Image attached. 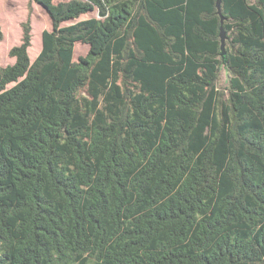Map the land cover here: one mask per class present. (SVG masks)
I'll return each mask as SVG.
<instances>
[{"label": "trees", "instance_id": "16d2710c", "mask_svg": "<svg viewBox=\"0 0 264 264\" xmlns=\"http://www.w3.org/2000/svg\"><path fill=\"white\" fill-rule=\"evenodd\" d=\"M29 3L0 65V264H264V0Z\"/></svg>", "mask_w": 264, "mask_h": 264}, {"label": "rangeland", "instance_id": "374dc122", "mask_svg": "<svg viewBox=\"0 0 264 264\" xmlns=\"http://www.w3.org/2000/svg\"><path fill=\"white\" fill-rule=\"evenodd\" d=\"M59 1V0H55ZM29 0H0V22L4 32V37L0 40V65L6 66L15 61L14 57H11L9 51L12 46L20 43L22 37V22L26 20L29 13ZM31 22H32V46L29 49L32 60L36 57L41 49L42 44V31L45 29H51L52 23L47 12L37 3L33 2ZM96 16L97 13H90L82 16ZM69 22L64 23V25ZM88 51V47L85 44L77 43L75 58L80 55H85ZM228 74L225 69L222 68L219 86L225 90L227 86ZM12 85V84H11Z\"/></svg>", "mask_w": 264, "mask_h": 264}, {"label": "water", "instance_id": "95a60500", "mask_svg": "<svg viewBox=\"0 0 264 264\" xmlns=\"http://www.w3.org/2000/svg\"><path fill=\"white\" fill-rule=\"evenodd\" d=\"M217 7L218 11L221 13V0H217ZM223 19V17H222ZM225 39H226V34L223 28H221V40H222V47L225 45Z\"/></svg>", "mask_w": 264, "mask_h": 264}]
</instances>
